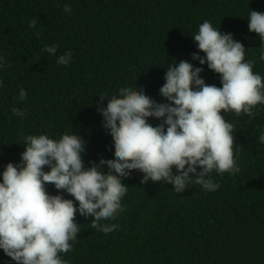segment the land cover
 <instances>
[{
  "label": "trees",
  "instance_id": "trees-1",
  "mask_svg": "<svg viewBox=\"0 0 264 264\" xmlns=\"http://www.w3.org/2000/svg\"><path fill=\"white\" fill-rule=\"evenodd\" d=\"M251 10L264 13V0H0L5 65L0 69V173L8 163L20 162L22 138L28 135L59 139L74 132L86 142L85 167L101 158L114 160L113 139L97 112L100 96L110 99L120 88L136 86L166 103L159 93L167 67L180 61L201 67L191 59L198 51L192 36L206 20L241 42L245 59L255 61L253 71L264 77L259 59L264 42L249 31ZM33 18L35 29L29 28ZM45 45L58 46L57 56L71 52V63L57 64L42 51ZM203 69L206 84L222 87L218 74L206 64ZM21 88L28 93L23 101ZM13 107L26 115L15 116ZM222 115L234 123L238 173L213 172L220 185L215 192L193 183L178 194L171 184L141 183L143 175L135 171L122 180L129 187L123 211L104 222L119 228L104 234L91 227V217L77 214L80 233L62 259L67 264H264V144L258 142L264 106H257L254 120ZM46 190L59 194L51 184ZM0 264L15 262L0 250Z\"/></svg>",
  "mask_w": 264,
  "mask_h": 264
},
{
  "label": "clouds",
  "instance_id": "clouds-1",
  "mask_svg": "<svg viewBox=\"0 0 264 264\" xmlns=\"http://www.w3.org/2000/svg\"><path fill=\"white\" fill-rule=\"evenodd\" d=\"M64 11L71 13L70 5L65 4ZM247 20L249 31L264 42V13L251 10ZM37 25L33 18L29 28ZM192 39L198 51L191 59L201 67L188 61L167 67L159 93L166 103H157L136 86L122 87L110 99L100 96L97 112L113 139L114 160L101 158L85 167L86 142L74 132L59 139L46 134L22 138L26 146L20 162L8 163L0 173V250L5 256L15 264H67L60 254L72 250L80 233L77 214L91 217V227L104 234L116 231L119 224L104 222L123 211L129 187L122 180L135 171L143 175L141 183L171 184L178 194L193 183L215 192L220 185L213 172H239L234 123L222 113L254 120L257 106H264V77L253 71L255 61L245 59L244 45L212 22L200 24ZM57 47L45 45L42 51L68 66L71 52L57 56ZM259 59L264 61V51ZM205 64L219 75L222 87L206 84L201 76ZM4 66L0 57V69ZM27 95L19 90L20 101ZM11 111L20 118L26 115L16 107ZM153 118L161 123L153 126ZM258 142L264 144V132ZM49 184L59 194H49ZM64 193L74 199H65Z\"/></svg>",
  "mask_w": 264,
  "mask_h": 264
}]
</instances>
